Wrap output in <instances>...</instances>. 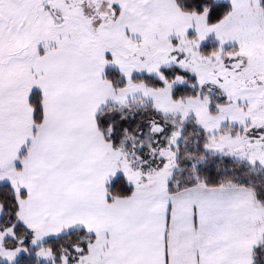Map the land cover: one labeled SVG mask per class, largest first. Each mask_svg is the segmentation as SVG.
Segmentation results:
<instances>
[{
  "label": "snow or ice",
  "instance_id": "1",
  "mask_svg": "<svg viewBox=\"0 0 264 264\" xmlns=\"http://www.w3.org/2000/svg\"><path fill=\"white\" fill-rule=\"evenodd\" d=\"M0 264H264V0H0Z\"/></svg>",
  "mask_w": 264,
  "mask_h": 264
}]
</instances>
